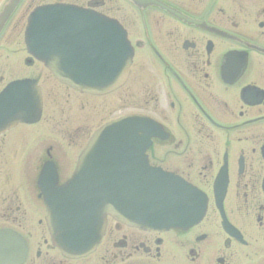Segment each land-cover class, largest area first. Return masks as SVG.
Listing matches in <instances>:
<instances>
[{
    "label": "flooded vegetation",
    "instance_id": "obj_1",
    "mask_svg": "<svg viewBox=\"0 0 264 264\" xmlns=\"http://www.w3.org/2000/svg\"><path fill=\"white\" fill-rule=\"evenodd\" d=\"M57 3L95 10L127 32L134 57L115 90L80 93L30 56L25 44L30 14ZM21 11L24 45L13 49L10 30ZM19 53L27 64L21 66H35L36 72L14 74L11 59ZM0 56L9 58L0 67V92L14 80L33 77L46 93L43 82L52 81L89 104L87 125H93L92 112L107 111L110 99L118 103L119 114L85 127L84 146L110 120L151 118L150 164L197 187L207 199L204 217L187 228L143 230L108 217L96 250L67 258L49 234L38 183L49 161L59 183L67 180L71 168L63 166L70 157L63 159L59 151L56 158V144L45 157L40 148L45 142L39 141L33 169L26 140H12L13 132L29 126L20 123L0 134V231L24 237L23 264H264V0H22L0 34Z\"/></svg>",
    "mask_w": 264,
    "mask_h": 264
},
{
    "label": "water",
    "instance_id": "obj_2",
    "mask_svg": "<svg viewBox=\"0 0 264 264\" xmlns=\"http://www.w3.org/2000/svg\"><path fill=\"white\" fill-rule=\"evenodd\" d=\"M20 1L11 0L5 7L1 30ZM99 17L68 6L38 8L30 17L26 34L30 52L45 61L61 81L81 91L103 93L114 88L118 84L116 70L124 62L127 68L132 51L110 52L109 61L102 62L107 57L102 52V25L107 19ZM87 33L93 35L87 37ZM112 36L110 30L109 42L114 41ZM89 41L94 42L92 49L86 45ZM8 89L0 96V131L18 121L35 122L41 117L42 96L35 81L14 82ZM146 129V122L139 117L122 118L100 129L74 178L60 188V197H51L49 224L65 254L80 256L91 251L99 241L107 213L143 226L181 223L182 200L172 197L175 183L148 163L145 153L150 134ZM139 131L145 134L138 136ZM125 169L127 175L122 173ZM93 176L97 179L94 184ZM86 184L93 194H82L83 189L77 192Z\"/></svg>",
    "mask_w": 264,
    "mask_h": 264
},
{
    "label": "rangeland",
    "instance_id": "obj_3",
    "mask_svg": "<svg viewBox=\"0 0 264 264\" xmlns=\"http://www.w3.org/2000/svg\"><path fill=\"white\" fill-rule=\"evenodd\" d=\"M4 0H0V4ZM27 4V3H26ZM23 10V8H22ZM22 11L20 12L19 16L16 17L15 22L13 23V29L10 30L12 34V47L21 48L23 44L22 39V29L24 25V18H21ZM19 23V26L17 24ZM17 26V27H16ZM24 53H19V55L12 56V65L14 68V74H22V70L26 69L23 68L21 63H24ZM6 56H0V67L4 65V61L8 60ZM4 60V61H3ZM36 67H30L28 70L30 72H36ZM19 72V73H17ZM44 83L45 91H46V101H47V108H45V115L44 120L41 124L36 125H29L23 126L18 131L13 132L12 140L16 141V139L20 140L23 138L26 140V148H29L30 153V166L33 169L36 167L37 158L34 156V152L36 151L35 146L39 144V141L42 142L44 140V145H41L42 152L44 151L45 157L46 153L48 152V147L50 144H56V148H53V154L58 156L59 151L63 152L64 155L61 153L62 158L64 159L65 155L70 157L69 163H65L64 170H69L71 168L74 169L76 166V160L78 159L79 151L84 146V142L87 138V132L85 127H96L97 124L102 122L103 120L109 119L113 116H116L120 113V107L114 99H110V103H106L107 111L105 112L104 109H98L97 112H92L93 114V125H87V116L92 114H88L89 104L79 102L73 94V97L68 96L67 89L54 84V82L50 81L48 83ZM60 92V93H58ZM56 99V100H55ZM84 100V99H81ZM76 101V102H75ZM86 102V101H85ZM76 106H78L77 110H75ZM76 115L79 120H74L73 117ZM74 120V121H73ZM75 121H83L80 124ZM75 123V124H74ZM77 125H82L83 128L81 131L77 132L78 130L74 131L73 128L77 127ZM17 137V138H16ZM11 143V140H10ZM46 144V145H45ZM45 146V148H44ZM56 149V153L55 150ZM59 158V157H58ZM60 159V158H59ZM32 169V168H31ZM30 170V168H29ZM30 176H34L33 170H30ZM1 174V173H0ZM24 181V175H23Z\"/></svg>",
    "mask_w": 264,
    "mask_h": 264
},
{
    "label": "bare ground",
    "instance_id": "obj_4",
    "mask_svg": "<svg viewBox=\"0 0 264 264\" xmlns=\"http://www.w3.org/2000/svg\"><path fill=\"white\" fill-rule=\"evenodd\" d=\"M4 13H6V10L2 12V15H4ZM2 33L1 27H0V34Z\"/></svg>",
    "mask_w": 264,
    "mask_h": 264
}]
</instances>
